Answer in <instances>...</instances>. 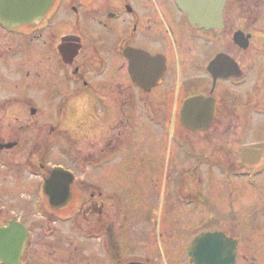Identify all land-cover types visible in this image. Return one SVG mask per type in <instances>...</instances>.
Returning a JSON list of instances; mask_svg holds the SVG:
<instances>
[{"label": "flooded vegetation", "instance_id": "flooded-vegetation-1", "mask_svg": "<svg viewBox=\"0 0 264 264\" xmlns=\"http://www.w3.org/2000/svg\"><path fill=\"white\" fill-rule=\"evenodd\" d=\"M258 26H264V0H227L219 30L191 26L174 0H53L27 23L0 22V171L36 181L15 185L13 194H29L33 211L27 200H1L0 253L10 251L13 237L21 247L18 264H190L192 242L218 231L236 243L235 264H264V38L255 39ZM236 33L245 47L234 41ZM192 99L197 132L181 118ZM76 104L79 121L93 126L81 138L99 140L83 152L87 163H99L87 168L99 179L77 177L63 164L48 168L42 160L43 142H75L63 130L70 131L64 122ZM44 111L58 112L57 122L43 123ZM136 112L148 125L174 130L166 164L164 157L141 156L136 167L123 171L118 163L110 173L125 154V138L131 146L133 130L141 135ZM75 154L68 149L64 157ZM55 167L73 174L71 199L60 198L62 191L51 201L45 197L43 181ZM162 170L166 199L154 196V182L145 187L143 178ZM123 176L134 186L122 183ZM205 188H213L230 217L227 227L205 225L198 200ZM128 191L134 199L119 198Z\"/></svg>", "mask_w": 264, "mask_h": 264}, {"label": "rangeland", "instance_id": "rangeland-1", "mask_svg": "<svg viewBox=\"0 0 264 264\" xmlns=\"http://www.w3.org/2000/svg\"><path fill=\"white\" fill-rule=\"evenodd\" d=\"M259 27L258 34H256L255 39L260 41L262 38H264V26ZM77 106V104H76ZM74 107V109L67 114L68 121L64 122L65 127L70 130V131H64V133L73 138L75 142L67 144L66 142H58V143H53V142H43L42 143V153H43V163L44 165H47V167H51L54 165H59L63 164L65 166H68L70 168H74L75 173L77 174V177H87L90 179L93 178H98L99 179V173L98 171H93L92 169H87L88 166H91L92 168L94 167L93 165L87 163L88 160L84 158L83 152L85 150H89L90 147L93 145L90 143L96 142L94 145L98 146L96 140H88V138L84 139L81 138L83 137V130L86 127L92 128L88 122H80L79 118H77V112L79 111V107ZM80 107L82 108V105L80 104ZM81 111V110H80ZM87 112L91 111H83L82 116H86ZM138 113H135L133 124L135 125L136 128H139V126H142L139 128L141 132V135L137 136L134 134L133 130V135L135 136V141L132 143L130 146V142H127L125 140L123 141V146H122V152H125V154L121 155V157L118 158L116 162H114L110 167L111 169L108 171L110 173H113L114 169L119 167L118 163H121L122 170L123 171H128L129 168L131 167H136V164L139 161V157L143 156L146 157V159L149 156H158L159 158L164 157V163L166 164V160L168 157V140H171L170 136L174 134V130L168 126L165 125H159L156 127H153L151 125H148L147 123L142 121L144 116H140ZM57 117H58V112L56 111H44L42 112V119L43 123L45 124H50L57 122ZM66 118V119H67ZM142 124V125H141ZM97 129H99V126H96ZM76 132V133H74ZM101 131H99L100 134ZM75 135H74V134ZM46 134V133H44ZM77 135V136H76ZM145 135V136H144ZM92 138V137H90ZM98 139V137L96 138ZM128 143V147L126 148L124 144ZM170 146H173L174 144H169ZM68 149H71L73 152L79 153L75 154L73 157L67 159L64 157V152L67 151ZM98 161V160H97ZM138 165V164H137ZM147 165V162H146ZM148 166V165H147ZM86 169V172L83 170ZM0 170H2L0 168ZM122 171V172H123ZM173 176V174H172ZM141 175L136 174L135 178H140ZM165 177H166V172L165 171H155L153 174L143 175V178L146 179L145 184L147 187L151 182H154V196L160 198V199H166L167 192L168 190L165 188ZM14 178V179H13ZM21 176H14L13 173L10 175L7 174L6 172H1L0 171V204H4L8 202V204L14 205L17 204L16 201L18 199V194L13 197L14 194V188L15 185H24V182L26 183V186H29L33 184L35 179H31L29 175H26L24 180L21 179ZM20 180V182H17L14 184L12 181ZM152 180V181H151ZM122 183H126L131 185L132 187L134 186V183L129 181L125 176H123ZM135 182H142L141 180H135ZM212 182L211 180L208 181V183ZM144 184V185H145ZM172 193V192H171ZM5 194H7L5 198ZM27 195V196H26ZM21 194V197L18 199L19 201L22 200H27V209L28 211H33V208L30 207V196L29 194ZM128 196V200L134 199L135 195L131 194V191L125 192L122 195L119 196V198H123ZM264 200V197H262ZM3 199H6L7 201H1ZM198 200H200L201 204L204 205V212L203 215L207 217L209 220L205 223V225L208 226V228L212 229H221L222 227H227L230 222V217L225 212V209L220 208L221 202H219V198L216 199L214 197V190L213 188L211 189H202L200 192V195L198 196ZM122 202V201H121ZM227 202V201H226ZM240 201L238 202V204ZM237 232V231H236ZM257 257V255H254ZM264 256V253H262L259 258L261 259Z\"/></svg>", "mask_w": 264, "mask_h": 264}, {"label": "water", "instance_id": "water-1", "mask_svg": "<svg viewBox=\"0 0 264 264\" xmlns=\"http://www.w3.org/2000/svg\"><path fill=\"white\" fill-rule=\"evenodd\" d=\"M53 0H0V22L16 25L33 20L44 12ZM182 9L189 16L191 25H197L200 28L221 29L222 9L225 0H176ZM43 11V12H42ZM241 39V40H240ZM234 41L241 44L242 35L236 33ZM246 46V42L241 44ZM221 59H215L208 71H212L214 62ZM233 64V63H231ZM197 100L192 99L183 106L181 118L183 125L192 130L201 129L194 125L192 120L198 118V109L195 107ZM184 113H187L185 116ZM73 177L62 169H54L49 180L44 183L45 194L52 199V192H61L60 198L70 199L68 187L71 186ZM54 190V191H53ZM65 190V192H63ZM3 231H0V237H3ZM15 242V238H12ZM3 243H0L2 246ZM234 243L227 240L221 233H205L196 239L188 247L187 255L193 264H233L235 260ZM19 259V251L14 244L10 249V254L0 253V261L9 264H16Z\"/></svg>", "mask_w": 264, "mask_h": 264}]
</instances>
